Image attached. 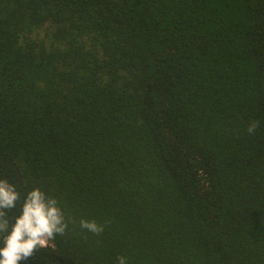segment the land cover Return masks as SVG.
Masks as SVG:
<instances>
[{"label": "trees", "instance_id": "16d2710c", "mask_svg": "<svg viewBox=\"0 0 264 264\" xmlns=\"http://www.w3.org/2000/svg\"><path fill=\"white\" fill-rule=\"evenodd\" d=\"M0 179L69 221L19 264H264V0H0Z\"/></svg>", "mask_w": 264, "mask_h": 264}, {"label": "clouds", "instance_id": "9594fccd", "mask_svg": "<svg viewBox=\"0 0 264 264\" xmlns=\"http://www.w3.org/2000/svg\"><path fill=\"white\" fill-rule=\"evenodd\" d=\"M259 126L250 121L247 132L252 135ZM19 211L9 217L17 207ZM69 221L58 200L48 196L39 188L27 191L23 198L16 186L6 179H0V264H19L31 257L38 248H44L57 236H63ZM81 229L99 235L103 225L81 219ZM118 264H127L125 256L117 257Z\"/></svg>", "mask_w": 264, "mask_h": 264}]
</instances>
